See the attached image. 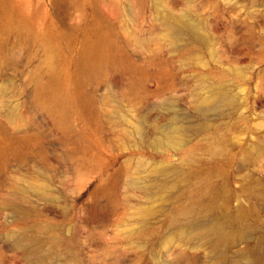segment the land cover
I'll return each mask as SVG.
<instances>
[{"label": "rangeland", "instance_id": "1", "mask_svg": "<svg viewBox=\"0 0 264 264\" xmlns=\"http://www.w3.org/2000/svg\"><path fill=\"white\" fill-rule=\"evenodd\" d=\"M0 264H264V0H0Z\"/></svg>", "mask_w": 264, "mask_h": 264}, {"label": "bare ground", "instance_id": "2", "mask_svg": "<svg viewBox=\"0 0 264 264\" xmlns=\"http://www.w3.org/2000/svg\"><path fill=\"white\" fill-rule=\"evenodd\" d=\"M220 160V159H219ZM193 160H188L186 165L189 169L193 166ZM187 168V170H188ZM187 176V175H185ZM213 198L201 200L197 204H189L180 210V224L192 226L208 238V242L212 244L213 249H218L227 244L231 234L227 231L224 222L213 221L208 222L211 215L215 213ZM208 220H205L207 219Z\"/></svg>", "mask_w": 264, "mask_h": 264}]
</instances>
